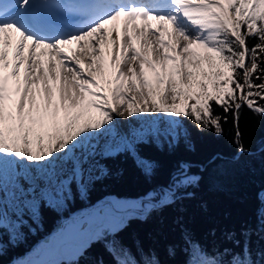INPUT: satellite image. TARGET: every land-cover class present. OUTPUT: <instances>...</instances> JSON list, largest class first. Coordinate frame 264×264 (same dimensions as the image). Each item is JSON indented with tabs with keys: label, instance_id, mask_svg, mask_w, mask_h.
Returning <instances> with one entry per match:
<instances>
[{
	"label": "snow or ice",
	"instance_id": "obj_1",
	"mask_svg": "<svg viewBox=\"0 0 264 264\" xmlns=\"http://www.w3.org/2000/svg\"><path fill=\"white\" fill-rule=\"evenodd\" d=\"M213 105L232 113L238 151L246 152L240 110L264 116V0H0V229L19 228L40 201L59 203L66 181L58 166L86 159L114 115L183 116L221 134L227 115H214ZM191 180L181 172L174 186ZM172 196L169 189L159 198ZM87 215L28 264H65L93 228L109 223L103 206ZM116 264L132 261L121 250ZM189 264L253 261L245 246L227 262Z\"/></svg>",
	"mask_w": 264,
	"mask_h": 264
},
{
	"label": "trees",
	"instance_id": "obj_2",
	"mask_svg": "<svg viewBox=\"0 0 264 264\" xmlns=\"http://www.w3.org/2000/svg\"><path fill=\"white\" fill-rule=\"evenodd\" d=\"M253 42L250 37L249 46ZM213 110L214 115H227L221 120V134L198 128L190 118L159 113L123 151L88 155L103 173L81 189L72 175L59 203L40 201L35 216L23 215L19 228L0 229V264L30 253L57 218L76 209L98 208L111 198L134 199L144 210L112 233L99 232L78 255L65 258V264H116L121 250L132 264H147L153 257L158 264H189L194 258L227 262L245 246L253 264H264V116L241 108L240 143L247 149L241 153L232 113L215 105ZM181 172L192 180L176 187ZM169 183L171 202L159 198ZM148 203L149 209L144 208Z\"/></svg>",
	"mask_w": 264,
	"mask_h": 264
},
{
	"label": "rangeland",
	"instance_id": "obj_3",
	"mask_svg": "<svg viewBox=\"0 0 264 264\" xmlns=\"http://www.w3.org/2000/svg\"><path fill=\"white\" fill-rule=\"evenodd\" d=\"M152 26L155 27V23H153ZM177 103H179V101H177ZM149 118L150 121L156 122V120L159 118V113H140L134 114L131 117H119L114 115V119L112 122H110V126H105V128H107L108 130L104 131V129H101L100 131L102 134L95 137L96 140L94 138L90 141V144L93 146L91 149H89L91 155L96 156L97 154H100L103 156H108L115 155L116 153L123 151L124 144L129 145L133 137L139 136L144 132L143 124L147 122ZM76 155L79 156L80 153L77 152ZM74 167L78 169L77 175L75 177H77L78 179L80 189L83 188V186L89 179L101 175L104 171L102 167L97 164V161L95 159L86 158L78 165L74 162L69 161L62 164L61 166H58V172H60L59 178L68 182L72 176V169ZM30 174L37 175L35 170H32ZM38 182L40 183L41 187H44L43 181ZM45 202L47 203V201ZM101 206L105 207L110 212L109 223L101 228H93L91 239L96 237L99 232H103V235L114 232L125 223L128 217L138 214V212H143L144 210L143 208H141L143 207L141 202L128 198H111L109 202L102 203L100 206H98V208ZM149 207V203L144 205V208L146 209H149ZM96 208L97 207L83 213L81 222L87 220V214L92 212ZM73 220L74 219L63 220L62 223L60 222L61 225L59 229ZM29 230L31 232L34 231L32 228H30ZM32 248L34 249L32 251L30 250V253L27 254L23 260H17V264H28L29 261L43 258L42 256L37 255L42 247H40L37 251L35 246H33ZM78 252L79 251H77L73 255L63 257V259L74 257L78 254Z\"/></svg>",
	"mask_w": 264,
	"mask_h": 264
},
{
	"label": "water",
	"instance_id": "obj_4",
	"mask_svg": "<svg viewBox=\"0 0 264 264\" xmlns=\"http://www.w3.org/2000/svg\"><path fill=\"white\" fill-rule=\"evenodd\" d=\"M253 113H254V112H253ZM254 114H256V113H254ZM256 115H259V114H256ZM187 165H188V164H187ZM202 168H203V166H201V169H202ZM170 187H171V183L168 184V188H167V190H169ZM104 199H108V196H105ZM80 213H81V210H80V209H76V210L72 213V215H73V216H79ZM60 222H61V219H60V217H59V218H57V220L55 221V224L53 225V227L49 230L48 234H45V235H43L41 238H39V239L37 240L36 244H37V243L45 244V242H46L47 240H49L54 234H56L57 231H58V229H59V227H60ZM90 240H91V238L88 239V240L84 243L83 247L79 250V253L89 245ZM36 244L34 243V245H36ZM33 249H34V248H31L30 250L32 251ZM25 257H26V255H20L17 259H18V260H23ZM14 263H15V260H12V261H10L8 264H14Z\"/></svg>",
	"mask_w": 264,
	"mask_h": 264
},
{
	"label": "bare ground",
	"instance_id": "obj_5",
	"mask_svg": "<svg viewBox=\"0 0 264 264\" xmlns=\"http://www.w3.org/2000/svg\"><path fill=\"white\" fill-rule=\"evenodd\" d=\"M74 48H75V45H72V46H70V48H66L65 51L68 52L69 55H71L70 49H74ZM8 51H9V60H11V49H9ZM21 74H23V67L21 68Z\"/></svg>",
	"mask_w": 264,
	"mask_h": 264
},
{
	"label": "flooded vegetation",
	"instance_id": "obj_6",
	"mask_svg": "<svg viewBox=\"0 0 264 264\" xmlns=\"http://www.w3.org/2000/svg\"><path fill=\"white\" fill-rule=\"evenodd\" d=\"M81 217H82V216H81ZM81 217H80V218H81ZM38 239H39V238H38ZM36 242H37V241H36ZM35 244H36V243H35ZM43 245H44V244H41V245H40V243H37L36 245H34L35 248H36V251H37L40 247H42ZM18 257H19V256H18ZM18 257H17V258H18ZM15 263H17V262H15Z\"/></svg>",
	"mask_w": 264,
	"mask_h": 264
}]
</instances>
